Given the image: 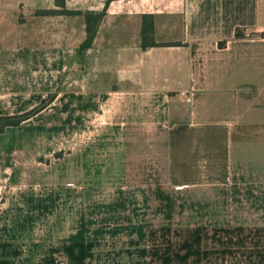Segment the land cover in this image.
<instances>
[{
	"label": "crops",
	"instance_id": "crops-1",
	"mask_svg": "<svg viewBox=\"0 0 264 264\" xmlns=\"http://www.w3.org/2000/svg\"><path fill=\"white\" fill-rule=\"evenodd\" d=\"M42 9L59 6L0 0V60L97 66L104 86L0 133L20 129L0 145V264H264V0H111L81 53L83 16ZM2 96L0 115L43 98Z\"/></svg>",
	"mask_w": 264,
	"mask_h": 264
},
{
	"label": "rangeland",
	"instance_id": "rangeland-1",
	"mask_svg": "<svg viewBox=\"0 0 264 264\" xmlns=\"http://www.w3.org/2000/svg\"><path fill=\"white\" fill-rule=\"evenodd\" d=\"M5 54L7 55L8 53ZM35 62L36 65L37 62H39V65L36 66L37 68L34 71L33 65ZM97 68V66H82V63L74 61L71 66L68 65L67 69L64 60L49 59L45 57L40 61H34L32 59L24 60L19 59L18 54H13L9 56V58L6 57V59L0 60V96L15 91L28 92V90H39V92H42L43 98L39 100L37 103L38 105L43 99H46L51 95H54L55 98L58 92L65 91L66 89L77 90L83 88H99L100 86H104V82L102 80L103 75L98 72ZM1 99H7V96H2ZM11 110V108H0V112ZM19 131V128L7 130L6 133H8V136H0V145L2 146L3 143L7 142L17 144V140H10L9 135H15ZM30 141L31 140H28V142ZM28 146L29 149L33 148L32 145H26L27 148ZM63 152L65 153V149L61 148V151L56 152L55 155L59 157L63 155ZM14 157L15 159L13 162L17 163V158L16 156ZM40 159L44 160L42 157H40ZM1 170L4 169H0V181H3V176L6 172ZM177 239L178 236L173 234L169 236H155V245H153V247L158 251H162L167 244L171 245L172 243L175 245ZM156 254L157 251H155V255ZM157 258L159 257H155V259Z\"/></svg>",
	"mask_w": 264,
	"mask_h": 264
},
{
	"label": "trees",
	"instance_id": "trees-1",
	"mask_svg": "<svg viewBox=\"0 0 264 264\" xmlns=\"http://www.w3.org/2000/svg\"><path fill=\"white\" fill-rule=\"evenodd\" d=\"M111 0H106L105 7L101 11H81V10H69L65 8L64 0H55L59 9L57 10H47L42 9L36 11L37 14L45 15L50 13H62L67 15H82L84 24H85V38L80 43L78 47V53L84 52L89 47H91L93 39L95 37L97 27L105 14L108 3ZM235 36H241L239 30L235 31ZM157 43L153 36V20L151 15H143L142 17V28H141V46L143 48L147 46L157 45ZM54 98V95L49 96L46 99H43L38 105L35 107L19 114L13 115H0V133L4 132V130L9 126H18L24 120L30 118L35 115L43 108H45Z\"/></svg>",
	"mask_w": 264,
	"mask_h": 264
}]
</instances>
